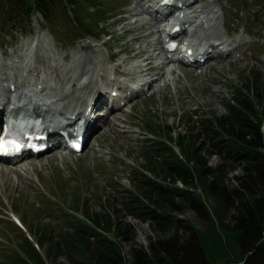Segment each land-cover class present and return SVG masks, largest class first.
I'll use <instances>...</instances> for the list:
<instances>
[{
	"label": "trees",
	"instance_id": "1",
	"mask_svg": "<svg viewBox=\"0 0 264 264\" xmlns=\"http://www.w3.org/2000/svg\"><path fill=\"white\" fill-rule=\"evenodd\" d=\"M69 6L93 22L88 9L95 0H0V31L21 27L36 12L50 23L66 17ZM75 23L81 35L89 34ZM224 107L225 114L200 118L196 127L187 119L180 132L146 115L143 131L152 140L140 150L143 165L130 171L131 189H114L116 199L95 213L76 193L73 210L96 229L64 213L55 229L36 221L45 261L22 236L16 249H7L8 263L264 264V75L241 74ZM212 156L219 160L214 167ZM236 169L239 174L229 178ZM187 213L192 221L176 217ZM124 217L148 223L153 235L129 258L123 245L131 226Z\"/></svg>",
	"mask_w": 264,
	"mask_h": 264
},
{
	"label": "rangeland",
	"instance_id": "2",
	"mask_svg": "<svg viewBox=\"0 0 264 264\" xmlns=\"http://www.w3.org/2000/svg\"><path fill=\"white\" fill-rule=\"evenodd\" d=\"M110 1L113 2V8L119 5H124V8L119 11L115 7L111 13H120V16L116 18L117 24L110 20L102 25L109 38L104 37L105 32H103L98 40L87 38L74 42L71 33H64L60 39L55 40L56 38L54 39L48 32H38L34 35L28 47L29 50L24 54L21 53L20 58H16L17 64H14L10 58H0V83L11 78L17 81L21 88L29 91L38 78L40 82H44L47 95L51 97L67 99L75 97L74 102L85 99L89 94L88 90L94 89L99 84H105L113 71L109 56L121 62L124 58L120 52L123 50L121 45L133 39L136 34L141 37L140 42L126 46L131 45L129 49H133V55L150 56L152 64L157 66V57L154 56L160 46L156 44V28L151 21L139 15V10L131 4L132 0ZM232 1L236 4L226 0L227 10L221 4L229 18L224 31L222 30L219 34L224 39L235 38V35L233 37L230 32L229 20L237 19L234 24L240 23L239 26H241L242 23H248L251 29L250 34L253 35L251 38L242 35L243 40L252 43L251 46L258 42L262 45L256 44L257 46L251 52H247L243 62L220 63L201 73L191 72L188 68L176 67L172 64L168 67H159L160 69L157 70L150 69L148 80H152L151 91L118 112L112 124L106 125L99 131L90 149L80 158L73 159L52 154L28 161L24 166L0 165V219L3 220L1 224L5 223L6 227L9 221L5 215L13 213L26 229L27 235L31 239L37 238V232L33 227L36 221H39L41 225L56 223L54 215L50 214V219L46 216L48 205L44 202L45 198L51 202H55L54 199L57 198L65 208L73 209L76 188L82 184L84 206L90 213H95L107 207L105 205L108 201L107 195L109 200L115 195L108 190L104 191L107 185L115 186L117 192H120L121 188L130 190L131 185L128 182L130 171L138 164L142 165L144 161L138 160V154L129 155V151L130 149L136 151L137 143L142 145L138 127L141 125L142 115L149 111L169 125H175L179 130L183 125V116L189 113L199 111L200 113L211 112L216 116L224 114V101L231 95L233 85L240 79L239 76L251 71L264 74V57H261V54H264V33L262 34L264 12L259 8L255 14L243 11L242 6H246L247 9L253 5V0ZM207 2L211 3L212 0ZM217 3L219 1L215 4ZM238 5L239 13L238 11L236 13ZM253 16H257L258 20L255 22L257 25L248 22ZM36 21L42 22L39 16L35 18V23ZM56 25L58 28V23ZM257 33H260L262 37L256 38ZM123 34H127L125 39H122ZM3 45L7 46V42ZM142 48L145 51L140 50ZM7 64L17 67L16 69L15 66L13 67L12 74L5 72ZM135 64L138 62L124 64V70L126 72L133 70ZM70 79L75 81L72 82ZM165 85L167 88H164ZM67 99L61 100L60 105L67 103ZM208 162L214 167L218 163V158L210 157ZM238 174L239 170L236 169L229 174V178ZM116 205L117 210L120 206L118 203ZM50 209L52 212L53 208ZM52 214L56 213L52 212ZM176 217L191 220L193 215L187 213L185 216L177 215ZM229 217L230 214L226 222L230 220ZM122 222H127L131 226V232L128 235L129 243L123 245L125 256L129 258L131 249L146 247L149 238L153 235L148 223H140L129 217H124ZM2 225L0 226V264H9L5 257L8 243L1 237L16 243L15 240L20 239L21 234L15 230V234L12 235Z\"/></svg>",
	"mask_w": 264,
	"mask_h": 264
},
{
	"label": "bare ground",
	"instance_id": "3",
	"mask_svg": "<svg viewBox=\"0 0 264 264\" xmlns=\"http://www.w3.org/2000/svg\"><path fill=\"white\" fill-rule=\"evenodd\" d=\"M133 15V14H132ZM144 24V23H143ZM147 25H148V23H147ZM144 28V27H143ZM155 28V27H154ZM144 29H146V28H144ZM94 59V58H93ZM81 65V64H80ZM2 71H4V70H2ZM6 72V71H5ZM3 76V75H2ZM1 77V76H0ZM4 77V76H3ZM6 77V76H5ZM88 78V77H87ZM72 82H74V80L73 79H70ZM85 80V79H84ZM1 84V83H0ZM73 84V83H72ZM74 85V84H73ZM80 89V88H79ZM1 90V89H0ZM30 105V104H29ZM27 109L29 108V107H26ZM111 123V122H110Z\"/></svg>",
	"mask_w": 264,
	"mask_h": 264
}]
</instances>
